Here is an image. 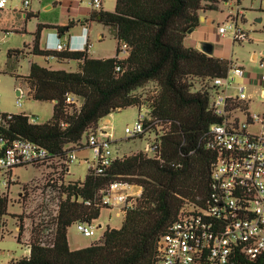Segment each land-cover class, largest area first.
<instances>
[{"label": "trees", "instance_id": "trees-1", "mask_svg": "<svg viewBox=\"0 0 264 264\" xmlns=\"http://www.w3.org/2000/svg\"><path fill=\"white\" fill-rule=\"evenodd\" d=\"M224 0H116L114 10L93 11L85 24L98 21L114 31L116 54L98 58L83 50H53L41 46L42 32L56 30L60 36L76 22L66 25L37 23L30 52L58 62L74 60V71L54 69L31 62L28 75H17L37 101H54L52 117L32 122L30 115H6L3 128L8 142L26 138L65 159L70 151L83 149L82 138L95 131L99 121L115 110L129 106L147 108L144 132L159 140L156 154L144 150L115 157L101 172L92 167L83 180H63L52 185L59 207L50 223L55 231L51 245L33 240L28 255L6 264H157L158 243L177 220L182 206L190 201L205 206L215 192L212 169L217 151L209 146L211 126L222 117L210 105L211 82L226 76L231 61L186 46L191 28L200 24L202 10L218 9ZM241 3L243 0H236ZM38 14L28 13V18ZM2 32V30H0ZM9 32V31H6ZM126 43L127 56L121 58ZM24 50H9L8 56H24ZM155 83L152 94L137 90ZM83 98L79 109L70 111L66 95ZM238 106H247L243 101ZM64 178V177H63ZM139 185L142 192L126 208L120 227H108L100 239L71 249L68 229L78 221L99 218L102 202L113 183ZM9 198L0 194V217L7 214ZM254 264H264V256Z\"/></svg>", "mask_w": 264, "mask_h": 264}, {"label": "built area", "instance_id": "built-area-1", "mask_svg": "<svg viewBox=\"0 0 264 264\" xmlns=\"http://www.w3.org/2000/svg\"><path fill=\"white\" fill-rule=\"evenodd\" d=\"M29 2L30 0H24L25 5ZM6 3L7 0H0V8ZM88 4L93 10L102 8V0H89ZM218 32L235 41L251 39L249 31L242 25L239 13H231L218 26ZM51 34L56 38L55 44H50ZM47 38L49 49H71L70 44L62 40L57 31L49 33ZM87 46L90 44L86 40L84 48ZM127 48L124 43L123 52ZM244 73V68L233 62L226 76L216 77L211 82L215 89L211 93L210 105L215 114L222 117L221 122L210 128L212 139L209 146L217 151L212 169L215 192L212 201L205 206L190 201L182 206L169 232L159 240L157 264H254L264 256V128L250 130V126L254 124L263 126L264 115L251 111L248 106L237 105L239 101L247 102L245 86H237L238 94L229 93V88L234 86L237 77ZM261 79L264 81V75ZM25 94L29 95V90L21 88L16 101L18 106L23 104L21 97ZM66 102L70 111H73L81 107L83 98L75 93H68ZM7 114L8 112L0 110V192L16 181L12 174L15 168L64 163V166L58 167L56 178L48 179V191L52 192V185L62 184L64 178L59 176L69 173L70 163L77 158L74 150L65 159H61L53 156L47 148L26 138L8 142L3 132ZM147 115V108L139 110L133 127L125 128L128 137L144 132ZM31 121L37 122L36 118H31ZM154 136L145 146L144 151L149 155L156 154L158 148L159 140L155 134ZM112 141L113 133L103 128L88 134L87 146L95 155L91 167L98 173L116 157L111 149ZM120 185L121 183L116 182L109 187L108 194L102 197L104 204H110V194ZM117 199L123 202V211L136 201L134 195L124 192L119 193ZM58 203L59 200L53 216L58 212ZM50 220L51 218L38 223L35 236L28 238L27 234V239L21 241L27 245L29 253L36 236L41 245L52 244L55 225ZM93 222L78 221L77 230L85 236H91L95 227ZM17 239L19 240V234Z\"/></svg>", "mask_w": 264, "mask_h": 264}, {"label": "rangeland", "instance_id": "rangeland-1", "mask_svg": "<svg viewBox=\"0 0 264 264\" xmlns=\"http://www.w3.org/2000/svg\"><path fill=\"white\" fill-rule=\"evenodd\" d=\"M89 0H62V3L55 0H30L29 6H25L24 0H7L6 7L0 10V110L3 112L18 113L25 112L31 117L36 118L38 123H44L52 117L53 102L37 101L29 95L21 97L23 104L18 106L17 89L19 86L26 87L23 80L18 79L17 75L26 76L30 70L31 62L42 65L57 67L59 69L74 71L77 63L70 60L66 63H59L54 59H46L40 55L30 52L33 42V33L38 22L61 20L65 16L72 18L87 16L92 8L88 4ZM116 0H102V9L114 10ZM52 5L51 8H45ZM235 10H243L245 20L243 27L249 31L251 41L234 42L229 49L231 57L242 63L245 70L255 76H249V82L245 78L239 77L236 84L245 85L247 100L250 108L254 112L264 114V82L259 78L264 74V0H243L241 5L229 2L225 6V13ZM35 11L38 16L27 18L24 14ZM70 10V13L69 11ZM262 18L257 21V18ZM78 27V26H77ZM9 31V32H6ZM99 33L104 38L99 37ZM92 55L96 57H111L116 54L117 39L111 27L95 21L92 26ZM24 50L26 54L18 58L9 57V50ZM256 54V59H253ZM125 56L126 52H122ZM155 90V83H148L145 87L137 90L138 94H152ZM139 114L137 106H129L118 109L112 114L102 119L100 124L108 127L114 134L111 149L114 156L121 157L124 154L134 153L145 150L147 141L151 142L155 136L152 133L146 134L143 138L128 137L125 133L126 127H133ZM259 126L250 128L257 131ZM83 143L87 141V134L82 138ZM76 159L70 163V171L59 176L65 180H83L93 166L95 155L88 146L83 149H76ZM64 163L47 164L42 166L28 165L26 167L15 168L12 172L16 181L12 182L7 188H2L0 194L9 198L7 214L0 217V264H6L13 259L26 256L29 253L27 245L23 242L27 239V234L34 237V232L38 230L37 224L46 219H50L56 210L59 200L58 193L49 190L48 179H55L58 174V167ZM53 169V170H52ZM66 175V176H65ZM109 220L112 225L119 226L123 216L117 214V210L110 211L103 209L99 219L94 220L95 227L92 229L91 236H85L77 230L76 224L70 228L73 236H77L83 243H90L98 237L102 231L99 223L102 220ZM41 223V224H42ZM19 227V230H18ZM19 234V240L17 236ZM32 239V238H31Z\"/></svg>", "mask_w": 264, "mask_h": 264}, {"label": "crops", "instance_id": "crops-1", "mask_svg": "<svg viewBox=\"0 0 264 264\" xmlns=\"http://www.w3.org/2000/svg\"><path fill=\"white\" fill-rule=\"evenodd\" d=\"M55 2H58V3L61 4L62 0H55ZM229 2H234L238 6L241 5V3H242V1H241V3H238L236 0H224V1H221L218 4V9L202 10L201 13H200V24H199V26L194 28L191 32H188L187 36L184 39V43H185L186 46L198 48V49L203 51V49H202L203 43L204 42H209V43H211L213 45V51L209 55L228 59V60L231 61V63L235 62V63L241 65L244 68V70H245L244 65L242 63L234 60L231 57V54H229V49L234 44V42H240V41H235L228 35L222 36L218 32V26L220 24H223L228 19L229 15L231 13L232 14H238L239 13V15L241 16L242 24H243V20H245V14L243 13V10H239V9L235 10L234 7H231V11L229 13H227V14L225 13V11H224L225 6L227 4H229ZM29 4H30V2H29ZM29 4L25 5V6H29ZM5 7H6V5L4 7H2V8H0V10L3 11L5 9ZM51 7H52V5H47L45 8L48 9V8H51ZM68 11L70 13V10H68ZM93 11H98V10H93L92 9L91 12L87 16L79 17L78 19H75L76 17H73L74 15L72 14V18L70 16H65L62 19V21L58 19V20H55V21H45L43 23L66 25V24H68V22L70 20L75 21L76 25L72 29H70L68 32H66L62 36H60L61 39L66 41L68 44H70L72 50H83L84 47H85V41L86 40L89 41L90 54H91L92 57H96V56H93L92 53H91L92 52V46H93V42H92V26H93V22H95V21H90V22H87L85 24L82 23V20L89 19L90 14ZM28 13H30V14H38L39 15V13H35V11H33V10L28 12ZM28 13L24 14L27 18H28ZM54 31H56V30L46 29V30H44L42 32V38H41V46L42 47L47 48V39H48L47 37H48L49 33H54ZM99 37L103 39L104 35L102 33H99ZM49 39L51 41L50 44H55L56 38L54 37V35L51 34L49 36ZM251 40L252 39H250L249 41H251ZM241 42H244V41H241ZM47 49H49V48H47ZM127 55L128 54L126 52L125 56H121L120 55V57L121 58H125ZM103 58H105V57H103ZM256 58H257L256 54H254L253 59H256ZM48 59L56 60L55 58H48ZM67 62H69V61H67ZM59 63H66V62H59ZM48 67H51V68H54V69H59L57 67H52V66H48ZM263 75H261V76H263ZM249 76H255V74H250L249 72H247L245 70L244 75L243 76H239V77L245 78V81L249 82V80H250ZM239 77H237V78H239ZM259 81L260 82H264L261 79V77L259 78ZM25 85H26L25 88L22 85L19 86L20 89L24 88V89L30 90L28 85L27 84H25ZM237 86H245V85L236 84V81H235L234 86L229 88V93L234 94V95L238 94ZM29 96H30V93H29ZM246 101L247 102H244V103L247 104L248 108L251 110L250 105H249L250 102L247 99H246ZM51 102H53V106H54L55 102L54 101H51ZM18 113H25V112L18 111ZM103 118H105V117H103ZM102 119L99 121L97 129L98 128H103V130H108V131L112 132L108 127L102 126L100 124ZM253 126H259L257 131L259 129H261V128H264V124H263V126L258 125V124H254V125H251L250 128L253 127ZM113 137H114V134H113ZM85 147H88V146L86 145ZM69 171H70V167H69ZM123 192L124 193H129L130 195H134L135 197H137V196H139L141 194L142 187L139 186V185H131V184H122L121 183V185L116 187L115 190L110 194L109 207L108 208H103V209H107L108 213H110V211H113V210L116 209L117 210V214L120 215V216H123V219H124L123 202L122 201H118V199H117L118 194L119 193H123ZM103 209H102V211H103ZM102 211H101V214H100L99 218L102 215ZM123 219L121 221V224L123 222ZM121 224L119 226H114V225L111 224V222L109 220H106V219L102 220L99 223V226L102 229V231L98 234V237L96 239L92 240L90 243H83L84 241H81L79 238H77V236H73L72 232L70 231V228H71V226H70L69 229H68V241H69L70 248L71 249H79V248H82V247H86V246L92 244L93 242L97 241L98 239H100L101 236L103 235L104 231L108 227H111V228L116 227L117 228V227H120Z\"/></svg>", "mask_w": 264, "mask_h": 264}, {"label": "water", "instance_id": "water-1", "mask_svg": "<svg viewBox=\"0 0 264 264\" xmlns=\"http://www.w3.org/2000/svg\"><path fill=\"white\" fill-rule=\"evenodd\" d=\"M261 17L260 18H258L257 19V21H261ZM193 30V28H191L190 30H189V32H191ZM202 49H203V51L205 52V53H207V54H211L212 53V51H213V45L211 44V43H209V42H204L203 43V46H202ZM20 94V90L18 89L17 90V95H19Z\"/></svg>", "mask_w": 264, "mask_h": 264}]
</instances>
